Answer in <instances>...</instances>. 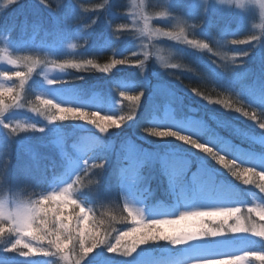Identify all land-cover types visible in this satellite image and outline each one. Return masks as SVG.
<instances>
[{
	"label": "clouds",
	"instance_id": "clouds-1",
	"mask_svg": "<svg viewBox=\"0 0 264 264\" xmlns=\"http://www.w3.org/2000/svg\"><path fill=\"white\" fill-rule=\"evenodd\" d=\"M0 264H264V0H0Z\"/></svg>",
	"mask_w": 264,
	"mask_h": 264
}]
</instances>
